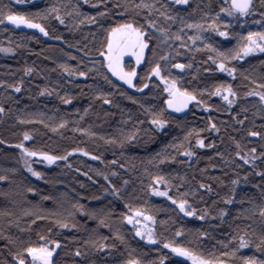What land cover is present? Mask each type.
I'll return each instance as SVG.
<instances>
[{"label": "trees", "instance_id": "1", "mask_svg": "<svg viewBox=\"0 0 264 264\" xmlns=\"http://www.w3.org/2000/svg\"><path fill=\"white\" fill-rule=\"evenodd\" d=\"M145 4L149 7H136ZM221 7H228L226 0L182 5L173 0H0L4 14L39 12L32 18L48 32L17 27L0 16V48L13 49L0 51V175L7 177L0 181V255L5 264H18L23 249L48 241L60 245L52 264H160L161 259L191 264L165 243L225 264H245L251 257L264 261V245L256 247L264 237L259 212L264 207V104L247 95L264 93V52L225 59L247 43L241 37L264 31V4L253 0L244 17H229ZM218 13L216 23L227 37L208 27ZM126 22L141 27L148 43L135 82L138 89L147 85L143 91L118 81L99 55L108 30ZM189 23L203 27L188 28ZM196 36L200 39H190ZM221 62L235 72L221 71ZM177 63L186 67H173ZM156 64L162 76L196 95L187 112L174 114L167 107L164 85L149 75ZM125 67L131 71L135 64L128 60ZM17 84L19 92L9 87ZM221 85L235 92L233 106L211 95ZM154 118L167 123L157 127ZM21 143L29 151L66 158L52 166L33 160V170L40 173L34 177L23 165ZM244 154H254V164L241 159ZM181 199L194 215L173 203ZM138 211L144 215L137 217H153L156 245L139 239L127 223L125 217ZM241 237L249 241L244 248Z\"/></svg>", "mask_w": 264, "mask_h": 264}, {"label": "snow or ice", "instance_id": "2", "mask_svg": "<svg viewBox=\"0 0 264 264\" xmlns=\"http://www.w3.org/2000/svg\"><path fill=\"white\" fill-rule=\"evenodd\" d=\"M17 3H23V0H16ZM87 2V0H86ZM173 2L176 5H182L187 4L188 0H173ZM227 2V0H226ZM261 3L264 4V0H261ZM136 7H149L148 5H137ZM253 10V0H231L230 5L228 7H221L220 12L226 13L229 17H236L237 15L239 17L247 16L251 11ZM47 11L49 12H57L58 10L55 8H50ZM39 16L40 13L37 12L35 14H17L12 11H8L7 14H4L3 10L0 9V16H2L3 20H7L11 22L13 25H25L29 28H35L39 29L41 33L44 35H48V32L46 31L45 27L40 24L34 22V19L32 16ZM161 15H164V13H161ZM261 17L264 18V12L260 13ZM219 13L217 14V17H213L212 23L208 25V27L216 32L221 37H227L229 33L227 31H221L220 26L216 23V19L218 18ZM57 19L60 20V23H63V20L57 15ZM166 19H174V17H166ZM94 22V20L92 21ZM151 23V22H150ZM188 28H196L201 29L203 26L201 24H192L189 23L186 25ZM225 28L228 27L227 24L224 25ZM159 31L163 32L164 29H159ZM177 39L180 37L177 36ZM190 39H200L199 36L196 37H190ZM241 40H246L247 43H242L237 50H235L233 56L225 57V59H243L245 56L249 55L250 53L254 52H264V31L261 32H248L246 37H241ZM105 50H102L99 55H101L104 58V62L108 68V70L112 73V75L117 76L120 80L124 81L129 86L134 87L133 85V78L136 77L137 73L135 68H133L131 71H125L122 60L125 55V53H131L132 56L136 58V63L140 64L141 61L144 58V50L148 47L147 40L145 39V31L141 30V27H137L132 22H126V23H119L116 26L112 27L107 32L106 37V43L103 45ZM206 47H211L210 45H206ZM0 51L4 52H11L13 49L11 48H0ZM221 56H223V53H220ZM166 57H162V59H165ZM175 68L183 69L186 67L183 64L177 63L173 65ZM187 67H191V65H187ZM217 67L221 71L228 72L229 75H232V73L235 72V69H229L225 66L223 62L217 64ZM67 70V69H66ZM31 69H26V72H30ZM155 75L157 77H160L161 80L165 83L164 91L167 92L168 99L165 101L168 108L174 109L175 111L179 112L182 111L184 108L188 106V103L190 101L196 100V95L192 92H189L187 89H181L177 87V81L175 79L169 80L168 78L161 75V68L159 64H156V66L152 67L151 72L149 75ZM78 75L85 76L86 73L79 72ZM107 79V78H106ZM0 83H3L0 81ZM9 87H14L15 91L19 92L21 90L20 85H9ZM144 87H147V85H144ZM44 91H47V89L42 90V94ZM229 94L232 97H235V92L232 91L231 86H217L213 92H211V95L214 96H222V98L229 104L235 103L234 99L229 98ZM247 95H258L260 98V101L264 103V93H254L249 92ZM64 103H69L70 98L65 99L61 97ZM106 103L109 101L105 100ZM202 103V102H201ZM3 111V108H0V112ZM151 123L157 127H163L167 123L166 120L160 119V118H154L151 120ZM242 123V121H241ZM211 127L215 128V125H211ZM252 136L259 135L258 133L252 132L250 133ZM29 135L28 133H24V140H28ZM197 145L200 147H204V142L200 139L196 141ZM208 147H211L212 145H207ZM22 150V153L25 155V157H33V156H41L45 161H47L49 164L54 163L56 160L65 159L66 157L62 156H55L51 155L47 152H41L37 153L34 151H29L27 148L24 147L23 143L17 145ZM73 152L75 151H83L82 149H73ZM253 152L255 149L252 150ZM85 155H88L87 152L84 153ZM185 155L192 156L194 153L191 151H186ZM237 155H240L239 152H237ZM264 155V154H262ZM98 158V157H97ZM241 159H244L247 163V159L245 157H241ZM255 159V157H253ZM27 163V162H26ZM28 170L32 172V175L39 176L40 173L34 171L30 166H28ZM6 176L0 175V181L6 180ZM107 179V177H105ZM157 181L162 180V177L155 178ZM233 184L236 183V181H232ZM201 188L207 187L204 184L200 185ZM29 192L33 191V189L29 188ZM153 191H156L153 189ZM157 195L166 196L168 195L167 192H159L156 191ZM170 200L172 199L171 196L168 197ZM228 202L230 203L231 200L229 199ZM173 203L177 204L181 212H184L188 216H192L195 213V209H192L191 211L187 210V207H190L189 202L187 200L181 199L179 201L173 200ZM187 206V207H186ZM260 216L264 217V207L259 208ZM136 216H142L144 215L142 212H136ZM125 219L128 220L129 223H135L139 224L140 221L133 220V217L126 216ZM145 220H152L153 217L151 216H144ZM101 224L104 223L103 220L100 221ZM61 227H67L66 224H61ZM107 226V225H105ZM136 235L142 236L145 239L155 242V239L152 234V230L149 229L147 231V235H145L144 231L140 227H137L136 229ZM177 236L180 235V232L176 233ZM40 239L43 241L44 237H40ZM106 239V238H105ZM87 243V241H86ZM249 241H246L241 237L240 240V248H244L247 246ZM48 244H51L52 247H49ZM48 244H41L40 247L34 248V247H27L23 249V253H27L28 256L31 257V264H52V257L53 253L56 251V249L59 247V241H48ZM261 245H264V237H261V243L257 244L256 247L260 248ZM99 247H108V245L100 244ZM165 248H170L172 252L177 253L180 256L187 257L192 261V264H225L223 260L220 259H205L202 256H198L195 253H193L190 249L178 246V245H172L169 243L164 244ZM23 253L20 254V258L18 260V264H26V259L23 255ZM81 253L79 251L76 252V255L79 256ZM235 254V253H233ZM222 255H227L226 253H222ZM245 264H258L255 257L251 258H244ZM128 264H139L137 260H129ZM160 264H163V259H161ZM259 264H264V261H259Z\"/></svg>", "mask_w": 264, "mask_h": 264}, {"label": "rangeland", "instance_id": "3", "mask_svg": "<svg viewBox=\"0 0 264 264\" xmlns=\"http://www.w3.org/2000/svg\"><path fill=\"white\" fill-rule=\"evenodd\" d=\"M230 2H231V0H227V4H228V6L230 5ZM23 27H25V28H27V29H31V30H35V31H39V29H35V28H29V27H27V26H25V25H23ZM40 32V31H39ZM148 48V47H147ZM147 48H145V50H144V58H143V60L141 61V63L140 64H137L136 63V58L134 57V56H132L131 55V53H125V55H124V57H123V60H122V64H123V67H124V70L125 71H128L127 69H126V67H125V64H126V61H128V60H132L133 62H134V64H135V69H136V73H137V69H139L143 64H144V61H145V56H146V52H147ZM111 73V72H110ZM112 74V73H111ZM154 75V74H153ZM114 76V75H113ZM155 76V75H154ZM118 81H120L121 83H123V84H125L126 86H128L130 89H132V90H134V91H143L144 89H145V87L143 88V89H138L136 86H134V87H132V86H129L128 84H126L124 81H122V80H120L117 76H114ZM136 77H137V75H136ZM136 77H134L133 78V85H135V82H136ZM155 77H157V76H155ZM160 81H161V83L164 85V87H165V83H164V81L163 80H161V78L160 77H157ZM167 93V92H166ZM259 93V92H258ZM167 95H169L168 93H167ZM255 96H257L258 98H259V96L258 95H255ZM219 98H221L226 104H228L223 98H222V96H218ZM229 98L230 99H236L235 97H232L230 94H229ZM260 99V98H259ZM192 103V102H191ZM234 104V103H233ZM233 104H231L230 106H233ZM264 104V103H263ZM229 105V104H228ZM25 147V146H24ZM21 150V149H20ZM21 153H22V150H21ZM242 157H245L246 159H247V161L249 162V163H251V164H254V162H255V159H253V157H255V155L254 154H244V155H242ZM37 160V161H40V162H42V163H44L45 165H47V166H52V165H54V163L56 162H54V163H51V164H49L47 161H45L44 159H43V157H41V156H39V155H37V156H33V157H25V155L22 153V161H23V165H24V167H25V169H26V171L28 172V173H30V174H32V172H30L29 170H28V166H30L32 169H33V167H32V162H33V160ZM27 162V163H26ZM34 176V175H33ZM34 177H38V176H34ZM159 187H161L160 186V184H158V189H160ZM184 213V212H183ZM185 214V213H184ZM131 217H133V220L134 221H136V220H139L140 221V223L139 224H135V223H129L128 222V220H126L127 221V223L132 227V228H134V230H135V233H136V229H137V227H140L141 229H142V231H144V233H145V235H147V231L149 230V229H151L152 230V234H153V237H154V239H155V242L153 243V242H151V241H149V240H147V239H145L144 237H142V236H137L139 239H141V240H143L145 243H147V244H149V245H156L157 244V239H156V236H155V232H154V225H153V222H152V220H145L143 217L141 218V217H137V216H135V215H133V216H131ZM49 247H51L50 246V244L48 245ZM59 247H60V245H59ZM58 247V248H59ZM57 248V249H58ZM56 249V250H57ZM54 254H55V252L53 253V257H54ZM53 257H52V260H53ZM185 259H187L191 264H192V261L190 260V259H188L187 257L185 258ZM17 263H18V261H17ZM0 264H5L4 263V261H3V258H2V256L0 255ZM26 264H31V257L29 256V262H26Z\"/></svg>", "mask_w": 264, "mask_h": 264}, {"label": "water", "instance_id": "4", "mask_svg": "<svg viewBox=\"0 0 264 264\" xmlns=\"http://www.w3.org/2000/svg\"><path fill=\"white\" fill-rule=\"evenodd\" d=\"M8 23L9 24H12L11 22H9L8 21ZM15 26H17V25H15ZM22 25H19V26H17V27H21ZM191 102L192 101H190L189 103H188V106L186 107V108H184L182 111H179V112H177V111H175L174 109H171V108H169V110L172 112V113H174V114H183V113H185V112H187L188 110H189V108H190V106H191ZM176 255H177V257H179V258H181V259H185L186 257H184V256H180V255H178L177 253H176Z\"/></svg>", "mask_w": 264, "mask_h": 264}]
</instances>
